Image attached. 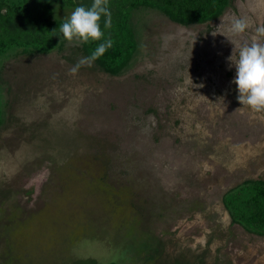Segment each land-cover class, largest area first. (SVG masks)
<instances>
[{
    "label": "rangeland",
    "instance_id": "374dc122",
    "mask_svg": "<svg viewBox=\"0 0 264 264\" xmlns=\"http://www.w3.org/2000/svg\"><path fill=\"white\" fill-rule=\"evenodd\" d=\"M235 18L250 24L240 37ZM263 19L264 0L185 26L138 9L117 75L72 74L84 56L59 36L0 56V264H264V235L222 203L264 179V113L237 100L228 59Z\"/></svg>",
    "mask_w": 264,
    "mask_h": 264
},
{
    "label": "trees",
    "instance_id": "16d2710c",
    "mask_svg": "<svg viewBox=\"0 0 264 264\" xmlns=\"http://www.w3.org/2000/svg\"><path fill=\"white\" fill-rule=\"evenodd\" d=\"M230 0H109L111 28L100 27L104 36L98 41L77 44L75 49L90 57L99 44L112 40V47L93 64L102 72L117 75L136 51L135 33L129 25L131 12L154 9L179 25L207 23L220 16ZM91 0H0V56L20 48L21 52H48L59 46V26L65 18L54 15L56 8L91 6ZM262 24H264V19ZM0 108V125H1ZM222 203L232 222L249 232L264 235V179H248L228 189Z\"/></svg>",
    "mask_w": 264,
    "mask_h": 264
},
{
    "label": "clouds",
    "instance_id": "9594fccd",
    "mask_svg": "<svg viewBox=\"0 0 264 264\" xmlns=\"http://www.w3.org/2000/svg\"><path fill=\"white\" fill-rule=\"evenodd\" d=\"M105 17L104 28H111L112 15L109 0H93L89 8L78 6L70 17L59 26L58 36L69 44H86L89 41H98L104 36L100 27L101 17ZM250 27L245 18H235L231 21L228 33L231 37H240ZM217 32H213L216 35ZM222 33V32H219ZM225 35L224 33H222ZM226 36V35H225ZM236 47V41L226 36ZM264 24L255 28V34L250 40L241 43L238 50V59L233 55L228 59L235 66L236 75L233 83L237 86V100L254 113H264ZM112 40L108 39L98 45L90 57L81 58L70 72L75 74L81 66L91 67L93 62L112 47ZM234 47V48H235ZM191 87L193 82L190 78ZM203 87V84L198 85Z\"/></svg>",
    "mask_w": 264,
    "mask_h": 264
}]
</instances>
